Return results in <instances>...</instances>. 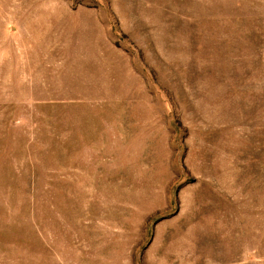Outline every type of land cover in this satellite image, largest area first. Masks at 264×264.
I'll return each mask as SVG.
<instances>
[{
  "label": "rangeland",
  "instance_id": "rangeland-1",
  "mask_svg": "<svg viewBox=\"0 0 264 264\" xmlns=\"http://www.w3.org/2000/svg\"><path fill=\"white\" fill-rule=\"evenodd\" d=\"M0 264H264V0H0Z\"/></svg>",
  "mask_w": 264,
  "mask_h": 264
}]
</instances>
